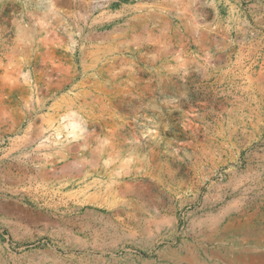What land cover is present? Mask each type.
Segmentation results:
<instances>
[{"label":"rangeland","instance_id":"rangeland-1","mask_svg":"<svg viewBox=\"0 0 264 264\" xmlns=\"http://www.w3.org/2000/svg\"><path fill=\"white\" fill-rule=\"evenodd\" d=\"M0 264H264V0H0Z\"/></svg>","mask_w":264,"mask_h":264},{"label":"bare ground","instance_id":"bare-ground-1","mask_svg":"<svg viewBox=\"0 0 264 264\" xmlns=\"http://www.w3.org/2000/svg\"><path fill=\"white\" fill-rule=\"evenodd\" d=\"M71 120H73L72 121V124L74 125V124H76V121H75V119L74 118H71ZM70 127V126H69ZM75 127V126H74ZM76 129V128H75ZM70 130V129H69ZM75 131V130H74ZM68 136H72L73 135V133L72 132H68V134H67Z\"/></svg>","mask_w":264,"mask_h":264}]
</instances>
